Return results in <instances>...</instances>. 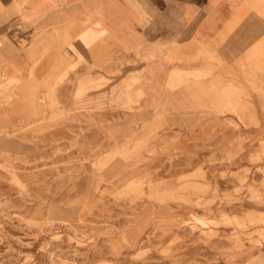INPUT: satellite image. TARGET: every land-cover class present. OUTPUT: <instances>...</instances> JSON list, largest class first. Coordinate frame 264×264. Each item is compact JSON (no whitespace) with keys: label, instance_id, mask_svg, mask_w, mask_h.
Here are the masks:
<instances>
[{"label":"rangeland","instance_id":"rangeland-1","mask_svg":"<svg viewBox=\"0 0 264 264\" xmlns=\"http://www.w3.org/2000/svg\"><path fill=\"white\" fill-rule=\"evenodd\" d=\"M195 5L175 63L102 28L60 95L0 81V264H264V0Z\"/></svg>","mask_w":264,"mask_h":264},{"label":"crops","instance_id":"crops-1","mask_svg":"<svg viewBox=\"0 0 264 264\" xmlns=\"http://www.w3.org/2000/svg\"><path fill=\"white\" fill-rule=\"evenodd\" d=\"M163 2L194 7L199 0H0V81L8 76L27 84L53 81L63 67L71 66L73 70L53 84V94L60 95L67 77L76 70L77 44L92 40L102 28L107 32L102 43L90 47L109 52L102 66L112 64L115 51L134 50L125 43L135 41L176 42L154 59L159 64L163 60L175 63L181 50L176 22L171 18L177 14L175 9H163ZM163 16L170 18L167 26Z\"/></svg>","mask_w":264,"mask_h":264}]
</instances>
